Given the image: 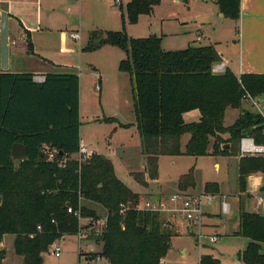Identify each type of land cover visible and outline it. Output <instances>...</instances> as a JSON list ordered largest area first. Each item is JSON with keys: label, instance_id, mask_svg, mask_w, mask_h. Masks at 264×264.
I'll use <instances>...</instances> for the list:
<instances>
[{"label": "trees", "instance_id": "obj_1", "mask_svg": "<svg viewBox=\"0 0 264 264\" xmlns=\"http://www.w3.org/2000/svg\"><path fill=\"white\" fill-rule=\"evenodd\" d=\"M158 1L129 0L121 17L134 24ZM215 3L224 17L238 18L239 0ZM95 31L84 50L110 44L125 51L119 71L130 76L135 123L149 179L157 177L160 156L238 157L245 137L264 146L263 117L242 108L245 93L264 96V75L237 77L229 68L214 73L212 67L221 58L212 44L165 50L157 34L127 37L122 30H106L94 40ZM28 46L33 51L30 37ZM78 93L76 74H48L39 83L33 74L4 72L0 66V264L7 255L1 247L7 235L15 237L13 248L24 264H44V254L56 242L78 231L79 222L67 213L69 207L80 210L83 218H101L86 203L106 211L104 229L92 234V239L101 243L100 256L108 264H159L173 236L164 227L162 215L133 208L121 214L120 205H134L141 196L116 177L111 161L104 156L94 155L80 165L75 160L80 141ZM229 109L240 112L233 124L225 126ZM193 111L199 113L198 119L187 122L184 115ZM185 135L188 140L182 149ZM16 143L24 144L28 152V160L19 168L11 157ZM44 144L58 150L57 161H46L41 151ZM226 144L229 149L223 150ZM64 156L69 160L61 167ZM255 173L264 175V154L240 157L241 192L248 176ZM133 176L141 186L146 185L143 174ZM188 179L189 174L183 176L180 185ZM204 191L216 194L217 184L206 183ZM238 225L235 235L248 240L238 259L242 264H264V214L240 207ZM199 264L221 263L205 254Z\"/></svg>", "mask_w": 264, "mask_h": 264}, {"label": "rangeland", "instance_id": "obj_2", "mask_svg": "<svg viewBox=\"0 0 264 264\" xmlns=\"http://www.w3.org/2000/svg\"><path fill=\"white\" fill-rule=\"evenodd\" d=\"M128 1L129 0H121V5L118 4L116 0L47 1L49 14L47 18L48 23L52 26V30H50L51 34H48L49 36L47 38H42L41 41L46 46L53 48V50L56 49L57 53L59 52V48L69 46L72 51H70L69 54H64L65 60L77 66L76 68H67L64 66L60 68L59 66V69H56L58 66H55V68H49L47 71L51 73L73 72L79 76L81 95V139L86 143H94L95 145L93 148L97 149L100 155L108 152L106 150L107 143L105 132L102 131L104 130L103 127L95 125V121L93 122L89 119L96 115H103L106 117L112 116L120 111L127 113L125 110L130 100V83L128 74L119 71V62L125 57V51L115 45L103 44L93 50H84L82 53V50H79L81 53L79 54L77 51L80 45L83 47L87 44L89 36L92 35L94 30H96L94 32V40L103 35L102 31L122 30L127 37H145L151 34H157L163 38L162 47L164 49L185 48L189 42L200 44L193 41L200 32L198 30L199 22L195 21V19H197L200 14H204L206 8L208 9L213 3V0H159L158 3L153 6L149 14H140L137 22L131 24L127 22L125 18L123 19L121 17L122 14L125 13V6ZM52 6L56 7L54 13L55 17H51L50 15ZM208 12L207 10V13ZM207 27H209V24L202 23V30H206ZM72 31L79 32L80 39L70 38L69 34ZM37 38L39 43V36ZM19 43L20 45L18 48H20L22 44L24 45V42L21 40H19ZM59 54L60 55H58L56 59L63 57L62 53ZM33 61L40 64L39 60ZM94 66L97 68H93ZM22 68H24V64ZM11 69L13 68L11 67ZM8 72H10V68ZM98 74L101 76L100 82ZM242 108L250 110V107L245 104L242 105ZM234 111L240 112V110L230 109L226 117V126L231 125V121L234 119ZM125 117L126 116L122 118L120 114V119L122 118L123 121ZM187 139V135L183 136L181 144L183 145ZM126 155L132 158V160H122L123 162L129 163L127 167H130V164L134 167H138V160L135 159V149L129 151ZM169 159L170 158L166 157L161 158L160 162L159 178L163 186L162 190L171 191L172 188L168 187L167 183L174 181L181 170L187 172L189 169L185 175L189 174V180L195 183L194 188L190 190L191 193L194 194H198L201 191L205 192L203 187L206 182L216 181L220 186L225 187L227 180L231 181L232 177H234L233 163H230L228 168H224V166L221 165L216 170L214 162L215 160L235 159H215L214 157L189 158L183 156L173 159L179 160L175 166L170 164ZM113 162L116 168L122 167L115 158ZM122 165L124 166L125 163ZM120 177L122 178V176ZM132 178L133 182L130 181L131 179H123V181H125L124 184L128 187L130 185L132 189L139 192L141 187L138 185L140 184L136 182L133 175ZM134 181L138 185H136ZM165 186L167 188H165ZM235 188L236 187H234V190ZM139 195L142 198L143 195ZM214 195H218V191ZM145 197L147 198L148 196ZM258 197L264 198V193L253 191L247 205L249 209H253L251 204L254 202L256 203ZM145 201L140 199L138 203ZM218 201L219 199L215 198L210 206L205 207L206 212L209 211L212 215L215 214L218 216H212L211 218L204 217L203 223L205 222L211 227H204V229H202V234L206 236L202 238V247H198L195 237L183 233V228L179 225L178 227L181 228L182 231L178 232L176 227L173 228V232L177 233L170 238V248L166 258L163 257L160 260L164 262L165 258L167 264H198L199 256L208 254L220 260L222 264H242L238 259V255L245 249L248 240L244 237L235 235V232L238 231V222H230L228 215L224 216L221 214V207H218ZM86 206L94 209L101 217L98 221L101 222L106 217V211L102 207L98 205L94 206L90 203H86ZM218 208L220 210L219 213ZM262 209L263 206L260 207L259 211H262ZM212 236H216L217 240L215 242L211 241L210 238ZM11 238H13L12 235H7V240ZM56 243L58 246L62 247V255L60 257L53 255L54 246H52L50 251L44 254V264H78L79 243L75 236H67ZM81 245H83L82 248L86 250L84 246L85 242ZM95 249L98 250V247H95ZM6 251L8 260L6 264H10L11 257L14 256L13 246L7 244ZM82 261L83 258L81 257L80 262Z\"/></svg>", "mask_w": 264, "mask_h": 264}, {"label": "crops", "instance_id": "obj_3", "mask_svg": "<svg viewBox=\"0 0 264 264\" xmlns=\"http://www.w3.org/2000/svg\"><path fill=\"white\" fill-rule=\"evenodd\" d=\"M1 1V11H7L9 13V45H10V60H9V68L11 73L16 74H33L34 80L36 82H43L37 80L38 77L46 78L48 74H71L73 72L67 73H51L47 71V69L55 66L56 69L67 67V68H76L77 66L69 63V61L65 60L64 54H69L71 48L69 46H63L59 48V52L57 53L56 49L46 46L41 39L47 38L52 30V26L48 23V0H0ZM179 1V0H177ZM209 1V0H202ZM212 1V0H210ZM121 5V1L119 3ZM56 7L52 6L50 9L51 17H55ZM207 10L209 11L207 13ZM206 12L204 14H200L195 21L199 22L198 30L200 31L193 41L200 43L201 45L212 44L216 51L220 55V61L218 63H223L225 68L231 69V71L237 76H241L244 74H257L264 75V0H239V16L236 20L226 18L219 11L215 0L213 3L206 8ZM177 17V16H176ZM175 17V19H176ZM178 18V17H177ZM202 23L209 24L206 30H202ZM29 31V33L27 32ZM78 33L77 31H72L71 33ZM69 34V37L72 38ZM40 41L38 43V37ZM29 37L33 43V51L29 49ZM75 39V38H72ZM80 39V35L79 38ZM19 40L24 42L20 48ZM88 42V41H87ZM163 38L161 37V46H162ZM189 44L197 45L195 43L189 42ZM188 44V45H189ZM85 46H81L77 52L81 54L84 51ZM163 48V47H162ZM164 49V48H163ZM79 50H82L81 53ZM165 50H176V49H165ZM59 53H62L63 57L60 59H56ZM80 56V55H79ZM52 57V58H51ZM33 60H39L40 64L35 63ZM33 61V62H29ZM24 64V68L23 67ZM11 67L13 69H11ZM93 68H97L94 66ZM224 68V69H225ZM75 74V73H73ZM96 76V73H95ZM99 76V82L101 81V76ZM79 77V76H78ZM129 83H130V92H129V103H127L128 107L124 111H120L117 114L112 116H92L91 119L95 125L103 127L106 136L107 143V152L106 154H101L107 160H110L113 167L116 177L122 181L123 179L129 180L133 182L132 175L133 174H143L146 185L141 186L138 185L135 181L134 183L141 187L140 191H135L130 187L132 191L135 193L143 195L141 200H159L166 199L167 197L173 194H182L185 196L197 195L191 193V189L194 188L195 183L192 180H187L183 182L181 185L180 178L185 175L187 172L180 171L178 176L175 177L174 181L167 183L168 187L172 188L171 191L162 190L163 186L161 185V181L159 178V170H160V162L161 158H170V164L175 166L179 160H173L174 158H179L183 156H160L158 158V174L155 179H149L145 170L146 162L145 156L142 154L141 149V139L139 133L136 128L135 123V115L133 111V101H132V88H131V80L128 75ZM100 90V88H99ZM79 122L81 118V95H80V86H79ZM244 109V108H243ZM230 110V109H229ZM229 110L226 111L224 123H226V117L229 113ZM235 110V109H233ZM249 110V109H248ZM251 110V109H250ZM253 111V110H251ZM234 119L231 121L233 124L237 119L239 112L234 111ZM120 114L122 118L125 117L124 121L122 118L120 119ZM199 113L197 111H193L184 115V119L187 122H194L198 119ZM111 120V121H108ZM89 122V121H88ZM226 126V125H225ZM230 126V125H227ZM80 126H79V137L80 141L84 142L81 139L80 135ZM227 136L225 135L224 138ZM188 140V139H187ZM187 142V141H186ZM186 142L182 145V149L184 148ZM86 143V142H84ZM90 147H94V143L88 142L86 143ZM135 149L136 157L138 160V167H134L130 164V167H127L129 163L123 162L122 160H132L131 157L127 156L129 151ZM97 150V149H96ZM100 155V154H99ZM189 158H199L192 156H185ZM205 157H214L215 159L220 158H228L235 160H215L214 167L216 170L221 165L224 168H228L230 163L234 164V177H232L231 181L227 180L225 183V187L220 186L216 181H209L206 183H216L218 187V195H216V199L218 201V207H220V197L225 196L226 202L229 204L230 213H229V221L230 222H238V213L240 207L247 212H256L260 214H264V208L262 211L260 207L263 206L264 198L258 197L257 202L251 204L253 209H249L248 202L250 196L253 191H259V188L262 185V181L264 179V175L260 173H255L246 179V187L245 191L241 192L238 188V164L240 157H232V156H205ZM118 160L121 164V168H116L113 159ZM125 163L123 166L122 164ZM185 172V173H184ZM122 176V178L120 177ZM233 176V175H232ZM127 186V185H126ZM128 187V186H127ZM128 187V188H129ZM234 187L235 190H234ZM165 188H167L165 186ZM204 190V187H203ZM201 191L198 194H202ZM145 196H148L147 198ZM253 197V195H252ZM261 198L262 202L259 203V199ZM94 205V204H92ZM96 206V205H94ZM250 206V205H249ZM220 212L218 208V213ZM212 215L209 211L206 212L205 217L211 218ZM204 227H211L204 222ZM203 227V229H204ZM178 232H181L182 229L176 226ZM183 228V227H182ZM177 231V230H175ZM184 233V230L182 231ZM177 232H173V236L176 235ZM178 236V235H177ZM206 237V236H205ZM15 237L7 240V236L4 237V240L1 244V247L6 250V245L10 244V246L14 244ZM247 246V245H246ZM7 252V251H6ZM13 255L11 257L10 264H24L23 257L17 255L13 248ZM201 256V255H200ZM199 256V259H200ZM166 258V256H165ZM164 258V264H167ZM198 259V264H199ZM7 255L3 262L6 264ZM220 261V260H219ZM221 263V261H220ZM222 264V263H221Z\"/></svg>", "mask_w": 264, "mask_h": 264}, {"label": "built area", "instance_id": "obj_4", "mask_svg": "<svg viewBox=\"0 0 264 264\" xmlns=\"http://www.w3.org/2000/svg\"><path fill=\"white\" fill-rule=\"evenodd\" d=\"M121 0H116L119 4ZM72 38L77 39L79 37L78 33H71ZM223 63H215L212 67V71L216 74L224 72ZM37 80L44 81V77H38ZM242 103L249 106L253 112L259 114L264 119V96H251L245 93L242 97ZM41 151L45 156L47 162L57 161L58 150L52 148L50 145L44 144L41 147ZM98 151L95 148L90 147L88 144L79 141L78 151L75 156V160L80 165L87 159L94 155H97ZM264 154V146L257 145L254 143L252 138L245 137L240 141L239 146V157L244 156H259ZM69 160L67 156H64L60 160L59 165L64 167L65 163ZM216 195L211 194H197L192 196H185L182 194H173L166 199L159 200H147L145 202L127 205H120V213L123 214L126 209L133 208L136 211H145L150 213H158L163 217L164 227L173 230L176 226H182L184 233L186 235H191L196 238V242L199 248L202 247V238L205 235L202 234V229L204 227L203 219L206 215V208L212 204L213 199ZM262 202L261 198L258 201ZM220 207L221 214L224 216L229 215L230 208L229 204L225 200V196L220 197ZM67 213L73 214L78 222L79 228L75 237L78 239L79 247L78 254L79 258H83V261H78V264H108L107 260L100 256L101 243L96 242L92 239V234H101L104 225L106 223V217L100 221H93L91 218H83L81 216L80 210H73L71 207L67 209ZM85 226V227H84ZM41 230V227H38ZM211 241L215 242L217 240L216 236H212ZM85 242V249L81 245ZM52 254L60 257L62 255V247L58 246L57 243L53 245ZM98 247V250L95 249ZM163 260H160V264H163Z\"/></svg>", "mask_w": 264, "mask_h": 264}, {"label": "water", "instance_id": "obj_5", "mask_svg": "<svg viewBox=\"0 0 264 264\" xmlns=\"http://www.w3.org/2000/svg\"><path fill=\"white\" fill-rule=\"evenodd\" d=\"M125 36V35H123ZM10 60V45H9V13L7 11H1L0 17V66L2 71L8 72ZM243 135H247V132H243ZM223 150L229 149V144L222 147ZM60 154H63L61 151ZM11 157L14 161L15 168H19L23 162L28 160L27 148L22 143H16L11 150ZM260 193H264V179L262 185L259 188ZM264 208V202H263Z\"/></svg>", "mask_w": 264, "mask_h": 264}]
</instances>
